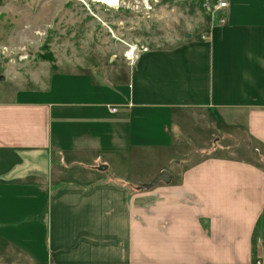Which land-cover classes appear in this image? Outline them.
<instances>
[{
    "label": "crops",
    "instance_id": "0c3cea01",
    "mask_svg": "<svg viewBox=\"0 0 264 264\" xmlns=\"http://www.w3.org/2000/svg\"><path fill=\"white\" fill-rule=\"evenodd\" d=\"M249 2L206 39L139 51L126 83L60 76L0 101V264H264V2ZM163 171L146 216L136 191Z\"/></svg>",
    "mask_w": 264,
    "mask_h": 264
},
{
    "label": "rangeland",
    "instance_id": "374dc122",
    "mask_svg": "<svg viewBox=\"0 0 264 264\" xmlns=\"http://www.w3.org/2000/svg\"><path fill=\"white\" fill-rule=\"evenodd\" d=\"M219 1L121 0L112 7L96 0H0V101L56 88L60 76L75 77L69 81L73 89L79 86L76 81L88 76L114 86L126 83L125 61L132 63L139 51L175 49L222 24ZM186 33L192 37L186 39ZM196 123L195 130L189 127L193 132L199 127ZM196 150L190 147L188 152L195 157ZM145 172L136 169L134 179ZM136 192L142 195L147 216L148 190ZM136 195H131V202Z\"/></svg>",
    "mask_w": 264,
    "mask_h": 264
},
{
    "label": "water",
    "instance_id": "95a60500",
    "mask_svg": "<svg viewBox=\"0 0 264 264\" xmlns=\"http://www.w3.org/2000/svg\"><path fill=\"white\" fill-rule=\"evenodd\" d=\"M192 35L189 34V33H186L185 34V38L186 39H189L191 38ZM172 175L170 172L168 171H163L162 173H160L151 183L149 184H145L143 185L142 187L144 189H152L154 188L155 186H157L159 183L161 182H169V180L171 179Z\"/></svg>",
    "mask_w": 264,
    "mask_h": 264
},
{
    "label": "built area",
    "instance_id": "2783aa9c",
    "mask_svg": "<svg viewBox=\"0 0 264 264\" xmlns=\"http://www.w3.org/2000/svg\"><path fill=\"white\" fill-rule=\"evenodd\" d=\"M218 4H219V5H218V10H220V11H222V10L228 8V1H226V0H221V1H219ZM221 22L224 23V19H221ZM203 39H206V37H203ZM126 57H127L128 59H131V58L128 57L127 55H126ZM115 111H116L115 109H112V112H115Z\"/></svg>",
    "mask_w": 264,
    "mask_h": 264
},
{
    "label": "bare ground",
    "instance_id": "6f19581e",
    "mask_svg": "<svg viewBox=\"0 0 264 264\" xmlns=\"http://www.w3.org/2000/svg\"><path fill=\"white\" fill-rule=\"evenodd\" d=\"M102 3H105L107 5H110L112 7L118 5L120 3L121 0H96Z\"/></svg>",
    "mask_w": 264,
    "mask_h": 264
},
{
    "label": "trees",
    "instance_id": "16d2710c",
    "mask_svg": "<svg viewBox=\"0 0 264 264\" xmlns=\"http://www.w3.org/2000/svg\"><path fill=\"white\" fill-rule=\"evenodd\" d=\"M45 59H46V60H48V59H49V57H46V56H45Z\"/></svg>",
    "mask_w": 264,
    "mask_h": 264
}]
</instances>
